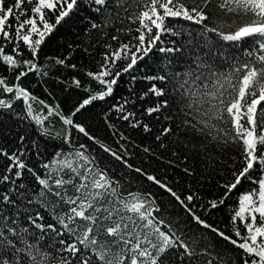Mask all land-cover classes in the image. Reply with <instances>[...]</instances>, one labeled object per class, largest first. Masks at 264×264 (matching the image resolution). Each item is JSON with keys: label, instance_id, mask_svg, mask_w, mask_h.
Listing matches in <instances>:
<instances>
[{"label": "snow or ice", "instance_id": "6c2138e0", "mask_svg": "<svg viewBox=\"0 0 264 264\" xmlns=\"http://www.w3.org/2000/svg\"><path fill=\"white\" fill-rule=\"evenodd\" d=\"M0 264H264V0H0Z\"/></svg>", "mask_w": 264, "mask_h": 264}]
</instances>
